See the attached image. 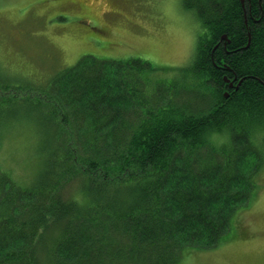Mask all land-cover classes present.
I'll return each instance as SVG.
<instances>
[{"label": "trees", "instance_id": "trees-1", "mask_svg": "<svg viewBox=\"0 0 264 264\" xmlns=\"http://www.w3.org/2000/svg\"><path fill=\"white\" fill-rule=\"evenodd\" d=\"M183 8L201 30L172 82L141 59L89 55L41 89L0 80V146L15 107L45 135L31 181L0 169V264H181L234 239L256 192L238 166L255 181L264 163V0Z\"/></svg>", "mask_w": 264, "mask_h": 264}, {"label": "rangeland", "instance_id": "rangeland-1", "mask_svg": "<svg viewBox=\"0 0 264 264\" xmlns=\"http://www.w3.org/2000/svg\"><path fill=\"white\" fill-rule=\"evenodd\" d=\"M200 30L198 18L183 8V0H0V80L8 86L41 89L89 55L141 59L159 71L158 79L172 82L180 78L179 69L192 63ZM159 91L166 102L185 103L189 98L183 90L175 97ZM199 106L206 109L203 103ZM30 108L23 106L17 115L23 120L13 117L12 110L0 146V169L24 184L44 159L42 127L25 121L33 113ZM257 143L258 157L264 161V136ZM238 168L247 179L251 176L256 192L250 206L247 202L239 210L234 239L214 250L191 251L181 264H264V163L255 181V166L248 171ZM181 177L173 174L175 180Z\"/></svg>", "mask_w": 264, "mask_h": 264}, {"label": "water", "instance_id": "water-1", "mask_svg": "<svg viewBox=\"0 0 264 264\" xmlns=\"http://www.w3.org/2000/svg\"><path fill=\"white\" fill-rule=\"evenodd\" d=\"M222 39H223V41H225V42L228 41V39H227L226 36H223ZM224 81H225V83H227V84L230 86V88L234 86V83L230 82L227 78H225ZM236 88H238V86H237ZM225 94H226V98H228L229 95H228L227 93H225Z\"/></svg>", "mask_w": 264, "mask_h": 264}, {"label": "flooded vegetation", "instance_id": "flooded-vegetation-1", "mask_svg": "<svg viewBox=\"0 0 264 264\" xmlns=\"http://www.w3.org/2000/svg\"><path fill=\"white\" fill-rule=\"evenodd\" d=\"M235 87H236V86H235ZM229 88H230V86H229ZM231 88H234V86H233V87H231ZM231 88H230V89H231ZM226 93H227V92H226ZM227 94H228V93H227ZM228 95H229V94H228Z\"/></svg>", "mask_w": 264, "mask_h": 264}]
</instances>
